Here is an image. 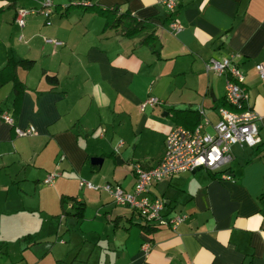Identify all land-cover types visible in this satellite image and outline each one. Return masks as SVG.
I'll return each mask as SVG.
<instances>
[{"label": "crops", "instance_id": "0c3cea01", "mask_svg": "<svg viewBox=\"0 0 264 264\" xmlns=\"http://www.w3.org/2000/svg\"><path fill=\"white\" fill-rule=\"evenodd\" d=\"M43 1L0 0V67L9 56L35 61L18 70L24 88L16 106L12 82L0 87V114L14 119L12 126L0 117L2 251L10 255V240L18 243L13 255L25 264H43L46 253L48 264H264V79L255 69L264 67V0H177L173 12L162 0H51L50 24L38 13L15 23L18 8L38 9ZM92 4L114 17L126 12L144 27L130 36L120 26L106 28ZM174 21L182 25L177 33ZM147 34L150 44L142 41ZM231 55L243 72L247 105L258 114L260 141L233 144L231 161L218 170L183 171L150 185L151 196L164 201V217L185 216L175 229L146 230L137 212L107 192L79 187L86 179L131 191L133 165L150 168L162 158L165 137L178 125L176 109L201 108L200 119L215 123L227 103L225 75L206 71L205 63ZM149 96L158 103L141 109ZM14 127L35 132L18 136ZM60 155L59 175L46 184ZM37 211L39 239L59 234L65 223L63 250L33 246Z\"/></svg>", "mask_w": 264, "mask_h": 264}, {"label": "built area", "instance_id": "2783aa9c", "mask_svg": "<svg viewBox=\"0 0 264 264\" xmlns=\"http://www.w3.org/2000/svg\"><path fill=\"white\" fill-rule=\"evenodd\" d=\"M162 2L170 12L177 7V0H162ZM72 5H79V2H72ZM53 9L52 1L44 0L38 9L18 8L14 20L21 27L25 24L28 15L38 13L44 17L46 24H50ZM169 26L175 33L182 29V25L176 21L171 22ZM45 41L56 45L61 44L60 41L54 39H45ZM205 69L225 75L224 97L232 108L218 107V120L213 124L207 118H202L190 128L175 125L165 137L164 154L156 165L150 168H145L140 163L133 165L135 182L131 191L125 190L119 184L106 182L100 186L84 179L80 180L79 187L94 191L103 190L109 194L115 204L126 205L137 212L145 223L175 229L185 216L177 214L164 217V201L160 197L151 196L150 185L183 171H194L200 168L209 171L218 170L231 161L233 144L255 146L260 141L256 124L258 114L247 105L248 93L243 82L244 76L235 61V56L231 55L222 59L212 58L205 63ZM255 69L259 77L264 79L263 65L258 63ZM157 103V97L149 96L142 101L140 107L144 109ZM198 111L200 115L203 114L201 108ZM0 117L7 124L14 126V119L7 112H2ZM207 127H211L213 133L207 131ZM14 132L18 136H29L35 131L32 127H14ZM63 159L64 156L60 155L55 170L44 179L46 184H51L53 179L59 175L57 169L59 162ZM222 177L229 178L230 176L223 173ZM150 247L149 242L141 246L145 253Z\"/></svg>", "mask_w": 264, "mask_h": 264}, {"label": "trees", "instance_id": "16d2710c", "mask_svg": "<svg viewBox=\"0 0 264 264\" xmlns=\"http://www.w3.org/2000/svg\"><path fill=\"white\" fill-rule=\"evenodd\" d=\"M70 6H76V5H70ZM78 6V5H77ZM90 9H96L101 15L105 16V27H117L120 26V31L125 35H132L138 30H142L144 26H142V23L140 21H137L135 17L132 15L122 12L117 17L113 16V10L108 8H101L96 7L95 5H88ZM118 22V23H117ZM117 23V24H116ZM153 40L151 34H147L143 37L142 41L145 44H150ZM152 46V45H151ZM153 47V46H152ZM35 61L31 58H15L14 56H9L4 65L0 67V87L3 86L7 82H12V102L16 106L19 101L20 93L23 91L24 84L20 80L18 76V70H29L33 67ZM257 71V70H256ZM44 79L51 85L55 86L58 84V78L54 73L44 72ZM246 88V87H245ZM247 90V88H246ZM223 106H226L228 108H232L231 105L228 103H224ZM251 110H253L251 107H249ZM255 111V110H253ZM174 119L179 125H183L185 127H193L200 121V114L198 110L195 109H189V110H180L176 109L174 112ZM259 134V133H258ZM83 210V206L81 204L76 206V215L81 216ZM143 225V228L146 230H149L151 227H147ZM151 225V224H149Z\"/></svg>", "mask_w": 264, "mask_h": 264}, {"label": "rangeland", "instance_id": "374dc122", "mask_svg": "<svg viewBox=\"0 0 264 264\" xmlns=\"http://www.w3.org/2000/svg\"><path fill=\"white\" fill-rule=\"evenodd\" d=\"M53 14V13H52ZM51 14V15H52ZM1 55H3V53H2V50H1V46H0V56ZM1 62V61H0ZM4 62V61H3ZM0 64H2V63H0ZM2 66V65H1ZM148 98V97H147ZM146 98V99H147ZM209 132H211V133H213V131L210 129V128H208L207 129ZM84 180H86V179H84ZM89 181V180H88ZM91 182V181H90ZM93 183V182H92ZM86 189V188H85ZM124 209H125V207H123ZM38 215H40L39 214V212L37 211L36 212V216H35V218H33V220H32V228L33 227H36L35 228V230L38 232L36 235L34 234V236L32 237L33 238V242H35L36 241V244L34 243V247L35 248H40V250H41V248H42V250L43 249H45L46 251L48 250L47 248L48 247H50V246H53L54 245V248H53V250L51 251V253H54V252H58L59 250H63L64 249V245L63 244H60V241L61 242H65V241H67L68 240V232L65 230V228H63V226L65 225V223L63 222V226H62V228H61V232L58 234V233H56V231H55V233H54V235H52V236H47V235H43L40 239H39V235L40 234H42L41 232H40V230H38V229H40V222H41V216L39 217ZM67 218H69V219H71V217L70 216H68ZM21 239H22V237H21ZM63 240V241H62ZM12 240H10V243H9V247H10V255L8 254L7 255V253L6 252H4V251H2V243L0 242V264H10V262H11V260H18V262L17 263H19V264H25L24 262H22L21 260H20V257L19 258H17V252H16V254H14L13 255V252H15V250H16V247H17V244H16V246H13L12 247V244H13V242L14 241H12ZM21 241H23V240H21ZM24 244V243H23ZM45 251V252H46ZM20 253V251L18 250V254ZM43 254L44 253H42V256H43ZM12 256V257H11ZM13 257H15V258H13ZM48 258H47V253H46V257L43 259L44 260V263L43 264H48V262H49V260H47ZM20 260V261H19ZM45 260H46V262H45ZM14 264V263H13Z\"/></svg>", "mask_w": 264, "mask_h": 264}, {"label": "water", "instance_id": "95a60500", "mask_svg": "<svg viewBox=\"0 0 264 264\" xmlns=\"http://www.w3.org/2000/svg\"><path fill=\"white\" fill-rule=\"evenodd\" d=\"M102 161H103V158L101 156H93V157H91V162L94 163V164H101Z\"/></svg>", "mask_w": 264, "mask_h": 264}]
</instances>
